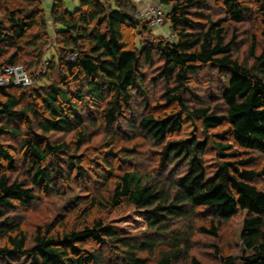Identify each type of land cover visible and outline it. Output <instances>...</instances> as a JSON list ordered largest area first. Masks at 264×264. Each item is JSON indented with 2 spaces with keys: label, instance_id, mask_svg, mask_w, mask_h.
Here are the masks:
<instances>
[{
  "label": "trees",
  "instance_id": "16d2710c",
  "mask_svg": "<svg viewBox=\"0 0 264 264\" xmlns=\"http://www.w3.org/2000/svg\"><path fill=\"white\" fill-rule=\"evenodd\" d=\"M18 1L0 0V70L40 66L49 24L60 59L52 84L0 86V262L17 264L7 257L15 254L29 264H175L190 256L206 264L191 253L196 233L218 238L242 217L241 249L217 246L219 264H264V48L255 34L247 58L238 55L246 45L239 25L251 14L264 37V0H159L174 38L142 42L124 35L153 31L134 17L135 0H79L73 11L52 0L49 14L43 0ZM53 68L41 78L52 79ZM207 70L224 79L213 99ZM201 92L199 102L189 99ZM101 131L104 142H96ZM207 141L217 150L214 171ZM146 142L156 149L142 150ZM70 181H86V195L67 209L75 221L38 224L31 234L17 207Z\"/></svg>",
  "mask_w": 264,
  "mask_h": 264
},
{
  "label": "rangeland",
  "instance_id": "374dc122",
  "mask_svg": "<svg viewBox=\"0 0 264 264\" xmlns=\"http://www.w3.org/2000/svg\"><path fill=\"white\" fill-rule=\"evenodd\" d=\"M147 1L150 3H154V4L156 3L155 5H157V2H159V0H147ZM18 2H22V0ZM51 2L52 0H43V4L45 6V11L47 14L50 13ZM133 2L134 4L137 5V11L135 12L134 17H137V19H139V21H141L142 23L145 22V19L146 20L148 19L150 21V24L152 25L153 31H152V34L149 35L148 31H146L145 29L143 30L141 27L137 28L136 31L132 30L131 28H126L124 30V35H125L126 40L129 39L131 40L130 42H134V41L142 42L144 39L149 38L150 41H153L157 37H161V35L168 38L171 30L170 32H168V29H167L168 28L167 25H169V21H167V18H165V14L168 11L167 8H165L161 4L159 5L160 7H162V13H163L165 20H164V23H162L161 25H153L151 23V17L149 16V14L148 15L145 14V11H146L145 6L147 5L146 2L141 3L138 0H135ZM249 2L252 3L251 0ZM78 4H79V0H66V5L68 9L71 11L75 10ZM209 4L211 5V3ZM213 7L215 8L213 9V11L211 10L212 13H215V15L221 14L220 13L221 11L217 13L218 10L222 9L221 4L217 6H213ZM132 15H133V12H132ZM0 18H4L2 14H0ZM256 19L257 21H255V19L253 18V15L251 14L250 16H248V19L243 24L239 25L242 31L244 32L243 33L244 36H242L243 38L242 40L246 42V45L242 46L244 48L243 49L241 48L240 53L238 54L239 57H241V59L247 58L244 55V53H246V50H247L246 48L251 42V37H250L251 35L249 34H255L257 36L259 52L264 48V37L262 35L263 25L261 24V20L258 19V16ZM49 25L50 27L48 28V32L52 38L50 40L51 42H49V44L45 46L44 48L43 63H41L40 66H37L31 69L32 74L30 72L31 70L26 71L31 81L29 82L28 85L25 84L24 86L32 85L33 87L39 88L40 85L42 84L44 85L52 84L56 80L55 78L58 77V66L57 65L60 59V52H59L58 46L53 44L54 42L53 40H55V37H56L55 30L53 27L54 25L53 24H49ZM73 57L74 55L71 56V58ZM53 65L55 66V68H53L54 77L52 79H50L51 77L47 78L46 80L41 78V76L44 75V73L48 72L50 68L54 67ZM158 67H159L158 64H155L149 67L148 71L150 75H156L158 73V69H159ZM206 73L208 74L206 78H210L212 80L210 90L213 93L212 95H214L212 97L213 99L215 98V95L218 92L217 88L220 87V84H223L224 79L221 78V75L216 74L215 72L211 73L209 70H207ZM198 81L199 80H197V84L201 85L200 83H198ZM159 83L160 84L158 86H154L151 89L152 92H154L152 94V98L155 95H158L157 96L158 98L160 95V92H158V90L159 88L163 87V84L161 82ZM204 97H205V93L201 92L198 94V97L190 96L189 99H191L192 102L196 103V102H199V100H202ZM184 117L187 119L186 115H184ZM130 119H133V117L131 116ZM187 124H188V121L186 122V125ZM124 131L126 130H123V132ZM185 131H189V130L185 129ZM126 134L128 135V133ZM105 136H106L105 133H102V131L99 132L98 138H96V142L99 140L101 142H104ZM141 149L142 150L146 149L151 152V149L152 150L156 149V147L153 145V148H151L148 142H146L142 144ZM88 154H90V151L88 152ZM257 158H258L257 160L258 166H264V156L258 155ZM205 162H206V165L209 171L216 170L219 165L217 150L213 147L211 141H207V149L205 151ZM64 164H67V162ZM88 178L89 179L87 181V184L91 183V181H93L94 179L93 175H89ZM74 179L75 178H72V180ZM71 181L69 185L66 183V187L63 186L62 183H59L58 189L60 190V192L58 190L57 191L53 190V192L50 195L43 197V199L39 200L38 203H35V204L32 203L31 205L17 207L16 212L19 215H21V217H23V221L25 223L23 226L31 234L34 233V230L38 224L54 225V223H56V220H60L63 218L66 219L65 220L66 222L73 223L75 221L76 216L74 215L72 217L71 216L69 217V215H67V209L76 202L78 197L82 195H86V190H85L86 181L84 183L82 182L81 184H77V182L74 183ZM258 182L261 186L264 187V176ZM240 218L234 219L232 223L225 224L220 230V234H219L220 236L218 238H214L210 235L202 234L200 232L196 233L192 241V245H193V249L191 251L192 256H197L203 263H206V264H219V259L215 255V248L217 246L221 247V250L224 253L231 252L232 254L235 253V255H237L241 249V240L239 238V235H240V230H241L242 217ZM111 220L112 219L109 218L108 222L110 223ZM198 223L200 222L198 221ZM7 257L9 258L11 262L17 263V264H29L30 262L29 256L9 254L7 255ZM190 257H184L178 263H175V264H191ZM109 258L111 260H115L112 255H109ZM0 264H3V262H0Z\"/></svg>",
  "mask_w": 264,
  "mask_h": 264
},
{
  "label": "built area",
  "instance_id": "2783aa9c",
  "mask_svg": "<svg viewBox=\"0 0 264 264\" xmlns=\"http://www.w3.org/2000/svg\"><path fill=\"white\" fill-rule=\"evenodd\" d=\"M143 3L146 2V11L145 14H149L151 17V23L153 25H161L164 23V16L162 13V7L159 4L155 5L154 3H150L147 0H138ZM170 37H174L173 34H170ZM30 78L26 72V70L21 65H5L0 70V86H10V85H25L29 84Z\"/></svg>",
  "mask_w": 264,
  "mask_h": 264
},
{
  "label": "clouds",
  "instance_id": "9594fccd",
  "mask_svg": "<svg viewBox=\"0 0 264 264\" xmlns=\"http://www.w3.org/2000/svg\"><path fill=\"white\" fill-rule=\"evenodd\" d=\"M157 4H159V3H157ZM164 20H165V19H164ZM170 30H171V29H170ZM170 30H169V32H170ZM169 34H173L172 31H171ZM173 35H174V34H173ZM170 36H171V35H169V37H168L169 39H173V38H174V37H170Z\"/></svg>",
  "mask_w": 264,
  "mask_h": 264
},
{
  "label": "crops",
  "instance_id": "0c3cea01",
  "mask_svg": "<svg viewBox=\"0 0 264 264\" xmlns=\"http://www.w3.org/2000/svg\"><path fill=\"white\" fill-rule=\"evenodd\" d=\"M157 3H158V2H157ZM167 27H168L167 29H168V32H169V30H170V26H169V25H167Z\"/></svg>",
  "mask_w": 264,
  "mask_h": 264
}]
</instances>
